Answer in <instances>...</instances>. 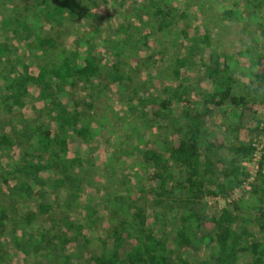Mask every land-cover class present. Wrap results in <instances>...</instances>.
<instances>
[{"label":"trees","instance_id":"1","mask_svg":"<svg viewBox=\"0 0 264 264\" xmlns=\"http://www.w3.org/2000/svg\"><path fill=\"white\" fill-rule=\"evenodd\" d=\"M8 1L0 0L1 6ZM166 1L28 0L0 12V153L7 158H0V264H10L17 250L37 264H264V147L244 189L250 174L243 163L255 147L251 134H239L248 130L264 91L259 100L233 95L238 80L226 57H210L201 68L211 91L191 100L180 70L190 67L196 48L170 57L167 46H149L158 30L171 35L182 16ZM107 28L115 35L106 36ZM178 30L187 41L185 28ZM68 36L78 37L72 47L64 44ZM105 55L113 58L103 63ZM250 63L257 67L255 81L264 85V54ZM158 78L165 81L154 88ZM78 86L89 96H75ZM113 86L123 107L98 114ZM33 102L40 104L38 113L27 118L21 110ZM224 106L240 113L219 138L205 120ZM111 126L121 138L110 144L98 198L90 178L100 165L80 148ZM239 188L237 198L207 211V197L227 199ZM7 235L15 247L7 246Z\"/></svg>","mask_w":264,"mask_h":264},{"label":"rangeland","instance_id":"2","mask_svg":"<svg viewBox=\"0 0 264 264\" xmlns=\"http://www.w3.org/2000/svg\"><path fill=\"white\" fill-rule=\"evenodd\" d=\"M27 1L28 0H9L4 6H1L0 4V12L5 8V6L12 9L15 5L20 7ZM128 1L129 3H132L139 2L141 0ZM166 2L171 5L172 9L176 11V13L179 15L182 14V16L179 17L178 24L174 28L171 35H169L165 30H158L157 33L150 38L149 46L153 50L160 48V45L167 46V52L170 57H173V55H175L174 53L177 52H179L180 56H183L188 47L196 48L189 58L188 64H190V67H182L180 70L181 77L184 76L186 78L182 79V83L188 86L190 99H201L205 93L211 91L212 87L210 81L203 73L201 66H207L211 62L210 57H214L213 59H216L217 57L220 61L226 57L230 65L229 68L231 73L238 80V84H236L237 86L233 89L232 94H250L252 96L251 99L254 97L259 100L264 91V85L260 86L257 81H255L254 73L256 72L257 67L250 63V57L264 54V0H167ZM101 13L103 14V12ZM116 23V20L111 19V28H114ZM185 24L186 26L184 27ZM102 25L105 27V23H102ZM76 27L83 30V21H78L76 23ZM182 27L187 31V41L183 40L182 34L178 30ZM107 32L109 34L111 33V36L115 35L109 28H107V31L104 32L106 36L108 35ZM75 39H78V37L68 36L65 39L64 44L67 47H72L74 42H76ZM99 42L101 44V40H99ZM14 45L23 51L25 50L23 43L19 44L14 41ZM100 49L102 48H98V50ZM144 54L145 53H142V55ZM112 58V56L105 55L103 63H108V61ZM28 60L29 59H27V61ZM169 61L170 59L166 60V63ZM130 62L134 63L133 60H130ZM147 69L151 74H155L157 68L150 65ZM142 75L144 77L145 71ZM167 77H170V75H167ZM136 79L139 80L138 77ZM164 79H154V88H159L162 85V81H165ZM134 83L135 81L133 84ZM111 89L112 90L110 92H107L108 95L101 97L100 103H98L97 107L98 114H101L103 111L111 113L114 110H120L121 107H123V99L114 92V86ZM252 89L256 90V92H252ZM31 90L32 95L37 93L35 88H32ZM75 93V96L78 97L89 96V91H87L86 88H83V86L76 87ZM70 103H72V101H70ZM182 106H184L183 103H180L174 105L173 108L180 109ZM39 107V102L29 103L21 110V112L25 117L32 118L38 113ZM254 108L256 111L254 118L248 123V130H241L239 134L242 137H247V135L251 134L255 142L259 141V143H262L264 142V137L261 136V134L258 136L259 132L255 130V127L257 122H260V124H258L260 127L261 125H264V102L260 105L256 104ZM239 113V107L231 108L230 106H224L223 108L221 107L215 109L205 120L207 130L210 131L213 136L221 138L226 130L229 129L230 125L238 120ZM108 130L109 131H101L99 136H96L90 144L82 145L80 148L82 156L91 155L98 166L100 165L99 174L95 175L93 173L91 175L92 179L90 178V180L94 179L93 181H95L97 186H99V189L96 191L98 198L103 195L102 188L105 186V181L102 167L111 151L110 144L117 142L121 138V131L117 130L113 126H111ZM147 139H149V137H147ZM138 142L143 144V141ZM133 143H136V141L134 140ZM18 153L19 150L15 148L14 152H11V155L16 158ZM3 154L4 153H0V158L4 163L7 162V158ZM251 164L252 163H247L245 166L249 171H251V173H253L254 169L253 167H250ZM122 169L124 174L128 175L129 168L126 163L123 164ZM42 176H46L48 181L53 180L51 179L52 176L50 177L48 172L42 173ZM81 177L83 183L88 182L86 181L88 179L86 176ZM11 184L12 183L10 181V183L6 185L3 184L1 186L6 190L9 189ZM245 185L246 186H243V188L247 189L246 187L248 184ZM34 188L37 190L38 186H34ZM43 188L48 192L49 197L52 198L51 196H53L54 191L51 190L50 185L44 184ZM64 192V190L59 192L60 200L64 197ZM240 193L241 191L239 188L235 190L232 197L227 199L217 196L207 197V211H211L213 207L218 209L223 207L226 201L229 202L230 200L237 198ZM96 202V206L99 207L101 205L100 202L98 200ZM29 204V206H34L31 202H29ZM71 210L72 211L69 213L73 219L76 216V210L78 209L76 206H73ZM7 236V246L10 248L15 247V244L10 239V236ZM100 236H104V234L101 233ZM94 237L96 240L99 235H95L94 233ZM12 255L13 258L10 261V264L36 263L35 258H33L31 254L23 258L24 255L20 250L14 251ZM200 256L202 255L200 254ZM82 262L83 261H78L77 264H82ZM43 264L50 263L45 261Z\"/></svg>","mask_w":264,"mask_h":264},{"label":"built area","instance_id":"3","mask_svg":"<svg viewBox=\"0 0 264 264\" xmlns=\"http://www.w3.org/2000/svg\"><path fill=\"white\" fill-rule=\"evenodd\" d=\"M253 145H254L255 149H254V152L252 153V159H251V161L250 162H244L243 163L244 165H246L247 163H252L250 167H253V169H254V172L253 173H251V171H249V174L251 176L249 175V178L247 179L246 184H248L249 182H251L253 180L255 174H256V171L258 169V161H259L260 156H261V154L263 152L264 142L259 143V141H256V142L254 141L253 142ZM245 186L246 185L244 184V187ZM246 188L249 189V184H248V186Z\"/></svg>","mask_w":264,"mask_h":264}]
</instances>
